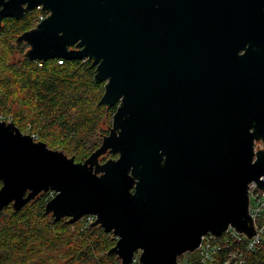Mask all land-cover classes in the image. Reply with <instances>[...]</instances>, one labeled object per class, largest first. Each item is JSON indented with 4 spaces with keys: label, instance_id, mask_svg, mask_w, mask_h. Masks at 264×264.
<instances>
[{
    "label": "water",
    "instance_id": "water-1",
    "mask_svg": "<svg viewBox=\"0 0 264 264\" xmlns=\"http://www.w3.org/2000/svg\"><path fill=\"white\" fill-rule=\"evenodd\" d=\"M47 17L17 38L30 61H91L116 106L83 162L0 121V211L40 193L45 214L116 238L121 264H179L206 234H255L264 190V0H0L4 18ZM260 143L258 150L256 144ZM106 154L118 155L104 163Z\"/></svg>",
    "mask_w": 264,
    "mask_h": 264
},
{
    "label": "trees",
    "instance_id": "trees-1",
    "mask_svg": "<svg viewBox=\"0 0 264 264\" xmlns=\"http://www.w3.org/2000/svg\"><path fill=\"white\" fill-rule=\"evenodd\" d=\"M36 20V11L19 20H2L0 113L11 116L22 133L35 134L36 141L49 148L61 144L57 148L83 162L108 134L116 106L99 104L104 83L95 82L91 61L25 58L28 47L17 38L33 29ZM53 196L49 190L18 211L11 206L0 211V264H121L108 254L116 241L113 234L86 223V217L69 223L67 218L55 222L46 215ZM243 246L233 240L222 244L217 260L208 264H221L229 252ZM242 253L244 264H264V238L251 252ZM189 261L201 264L198 258Z\"/></svg>",
    "mask_w": 264,
    "mask_h": 264
},
{
    "label": "built area",
    "instance_id": "built-area-1",
    "mask_svg": "<svg viewBox=\"0 0 264 264\" xmlns=\"http://www.w3.org/2000/svg\"><path fill=\"white\" fill-rule=\"evenodd\" d=\"M32 11L37 12V20L35 26L39 22L44 20L48 14L47 12L42 10L41 6H37ZM60 63L61 61H58V64ZM0 121L11 124L12 117L0 113ZM28 135H31V138L36 141L35 134ZM261 179L264 180V178ZM248 197V212L253 221V227L255 230L254 236L247 239L244 234L236 232L231 226H229L220 237H215L212 234H206L202 237L201 243L196 249L199 251L198 260L201 264H208L217 260L216 255L221 250L222 244L229 242L230 240L236 241V243H243L244 248L239 249V247H237L234 251L229 252L226 257L223 258L221 264H244V256L242 250H244L246 253H249L260 244L261 240L264 238V190L259 188L255 182H251L248 185ZM219 239H221V241H219ZM243 240L247 242H244Z\"/></svg>",
    "mask_w": 264,
    "mask_h": 264
},
{
    "label": "rangeland",
    "instance_id": "rangeland-1",
    "mask_svg": "<svg viewBox=\"0 0 264 264\" xmlns=\"http://www.w3.org/2000/svg\"><path fill=\"white\" fill-rule=\"evenodd\" d=\"M111 126V125H110ZM24 135H28L27 133H23ZM105 136V135H104ZM103 138V137H102ZM101 141H102V139H101ZM35 142H38V141H35ZM100 144H101V142H100ZM61 144H55V143H53L52 145H51V147L49 148L47 145V147L49 148V149H51V150H56V151H61V152H63L64 153V151L63 150H61L60 148H57V147H59ZM258 146H260V143L259 144H256V147H258ZM260 147H258V148H255V150H258ZM65 154V153H64ZM65 155H67V154H65ZM68 156V155H67ZM68 157H73V156H68ZM74 158V157H73ZM118 158V155H111V154H106V155H104L103 157H101L100 158V160H99V162L100 163H104V162H106L108 159H112V160H115V159H117ZM74 161L75 162H78L77 160H76V158H74ZM86 217V219H87V222L86 223H92L93 221H94V217L93 216H85ZM84 218V217H83ZM116 239V238H115ZM116 242V241H115ZM115 246V244L112 246V247H114ZM139 254H140V251H138L136 254H135V256H134V262H138V259H139ZM199 257V251L198 250H195L194 252H187V253H185L184 255H182V256H180V257H178V259H177V262L179 263V264H189V260L190 259H194V258H198ZM133 262V263H134ZM132 263V264H133Z\"/></svg>",
    "mask_w": 264,
    "mask_h": 264
},
{
    "label": "flooded vegetation",
    "instance_id": "flooded-vegetation-1",
    "mask_svg": "<svg viewBox=\"0 0 264 264\" xmlns=\"http://www.w3.org/2000/svg\"><path fill=\"white\" fill-rule=\"evenodd\" d=\"M141 253V252H140ZM140 255V254H139Z\"/></svg>",
    "mask_w": 264,
    "mask_h": 264
}]
</instances>
